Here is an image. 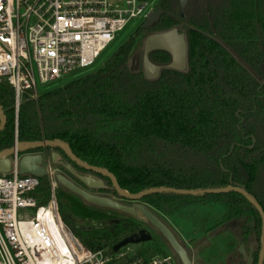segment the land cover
Returning <instances> with one entry per match:
<instances>
[{
  "label": "trees",
  "instance_id": "1",
  "mask_svg": "<svg viewBox=\"0 0 264 264\" xmlns=\"http://www.w3.org/2000/svg\"><path fill=\"white\" fill-rule=\"evenodd\" d=\"M158 8L163 14L150 30L181 28L187 43L185 70L166 67L170 56L164 51L150 54L162 66L157 78L147 79L142 70L133 69L130 57L144 31L140 25L97 71L37 99L24 98L16 132L14 92L0 82V107L6 116L0 151L13 147L15 140H60L83 162L111 172L129 193L233 185L243 187L264 210V0H189L186 19L179 16L178 0H162ZM46 151L50 160V151L57 152L59 160L84 170L61 149ZM34 196L39 203L48 200L46 176L39 177ZM142 201L165 215L190 205H223L214 228L235 227L238 244L251 250V264H257L262 221L241 194L167 192ZM105 211L120 217L104 223ZM59 213L91 250L107 247L112 253L114 244L145 230L140 216L85 201L64 208L59 204ZM89 220L95 222L92 227L80 226ZM239 258V264L246 263Z\"/></svg>",
  "mask_w": 264,
  "mask_h": 264
},
{
  "label": "built area",
  "instance_id": "2",
  "mask_svg": "<svg viewBox=\"0 0 264 264\" xmlns=\"http://www.w3.org/2000/svg\"><path fill=\"white\" fill-rule=\"evenodd\" d=\"M155 0H0V82L14 92V124L24 98L37 86L91 69L125 28L155 10ZM143 20V21H144ZM9 155L0 174V264H175L171 253L139 254L129 245L117 252L91 250L63 223L56 196V171L41 154L49 198L34 194L39 177L19 173L22 153Z\"/></svg>",
  "mask_w": 264,
  "mask_h": 264
},
{
  "label": "water",
  "instance_id": "3",
  "mask_svg": "<svg viewBox=\"0 0 264 264\" xmlns=\"http://www.w3.org/2000/svg\"><path fill=\"white\" fill-rule=\"evenodd\" d=\"M189 0H178L179 2V15L181 18L186 19L185 8ZM163 14V10L157 8L150 11L145 20L142 22L141 27L143 30H149L156 21ZM154 51H164L169 54L170 62L166 67L183 71L186 69V54H187V43L184 32L181 31V28L175 27L170 30L163 32L151 33L146 36L143 43V57H142V68L143 73L147 79H155L158 77L162 66L155 64L150 59V54ZM6 125V116L4 115L0 107V131ZM47 148H59L65 152V154L72 160L74 163L82 167L86 171H91L95 173L102 174L108 177L111 181L112 188L118 193V195L128 201L134 202L133 205L122 204L118 201H115L108 197L98 196L91 194L86 190L75 185L72 181L68 180L65 176L61 174L56 175V180L58 184L66 188L67 190L73 192L82 198L85 202L111 210H116L131 216L140 215L141 218L147 220L149 224L154 227L166 240L172 252L179 258L182 264H190L186 250L176 239L172 230L164 224L145 204L138 203L142 201L143 197L147 195H153L157 193H175L180 195H191V196H202L205 194H220L227 193L230 191L237 192L244 196L250 204H252L258 211L261 221V246L259 250L257 264H264V210L258 204L256 199L250 195L243 187L239 186H227L224 188H213L205 190H185V189H174L168 187L154 188L151 190L141 191L139 193H129L122 189L116 177L106 169H102L96 166L88 165L79 158H77L72 151L70 150L67 143L54 140V141H41V142H18L16 149L21 153H24L19 160V173L20 174H31L34 176H43L44 168L42 167V155L41 154H30L27 153L30 150L36 149H47ZM14 151V147L0 151V174H8L11 169V160L9 155ZM59 154L57 152H52L51 161L53 164L57 163ZM70 168V166H68ZM80 180L90 188H102L104 187L102 181L95 180L89 176L80 177ZM152 235L146 230H140L137 233H133L116 244L112 246V251L117 252L122 247H125L130 244H140L143 242L150 241ZM238 253L245 259V264H251L252 262V253L251 250L249 253H246L244 245H240L238 248Z\"/></svg>",
  "mask_w": 264,
  "mask_h": 264
},
{
  "label": "rangeland",
  "instance_id": "4",
  "mask_svg": "<svg viewBox=\"0 0 264 264\" xmlns=\"http://www.w3.org/2000/svg\"><path fill=\"white\" fill-rule=\"evenodd\" d=\"M162 0H155V9L158 8ZM180 16V15H179ZM181 18V17H180ZM144 19L135 20L125 30H123L117 38L107 47V49L101 54L96 64L86 72H83L76 76H69L63 80L57 82H51L44 85L37 86L40 94H44L50 90L56 89L65 85L66 83L75 80L85 74L92 73L101 68L108 58L122 45L129 37H131L136 29L142 24ZM187 27V26H185ZM151 30H144L138 37L136 45L130 57V66L133 69L142 68L143 57V43ZM39 152L45 155V149L30 150L27 153ZM24 154V153H22ZM43 166H47L44 161ZM52 168L55 171L59 168L57 165L52 164ZM92 191H94L92 189ZM56 196L58 205L66 207L69 204L79 203L72 195L60 184H57ZM116 199H120V202L130 204L132 201H128L122 197L112 193ZM138 203L148 205L144 201ZM150 208V207H149ZM152 212L167 226H169L176 234V238L192 253V259L195 264H239L240 258L238 253L239 244L237 242L238 231L233 226H219L214 228L217 220L225 211V207L221 204L207 203L204 205H190L186 208L173 212L171 215L162 214L152 208ZM97 210V209H96ZM97 212H100L97 210ZM103 214L104 223H112L120 217L119 214L105 211ZM144 221V226L148 228L147 232L152 235V239L140 244H130L129 246L137 252H143L144 255H153L157 253H171L172 250L168 248L167 244L161 238L158 231L152 227L147 220ZM93 220L79 222L82 227H92L94 225ZM246 253L249 251L245 248Z\"/></svg>",
  "mask_w": 264,
  "mask_h": 264
},
{
  "label": "flooded vegetation",
  "instance_id": "5",
  "mask_svg": "<svg viewBox=\"0 0 264 264\" xmlns=\"http://www.w3.org/2000/svg\"><path fill=\"white\" fill-rule=\"evenodd\" d=\"M50 153L52 154V151H50ZM57 162H59L60 167L56 170V174H61L63 176H65L68 180L72 181L75 185L79 186L80 188L86 190L87 192L91 193V194H95L98 196H103V197H108L111 198L115 201L120 202V199H116L114 196H112V191L110 186L107 184V181L105 179L106 176L99 174V173H95V172H91V171H84V170H80L76 167H74L71 163L69 162H64L59 160V157L57 159ZM68 166H70V168H68ZM83 176H89L92 177L95 180H100L102 181L104 187L102 188H90L87 187L81 180L80 177ZM66 189V188H65ZM92 189L94 191H92ZM67 190V189H66ZM70 195H72V197L77 200L78 202L84 201L82 198H80L78 195L74 194L73 192L67 190ZM122 203V202H120ZM134 202H131L130 204L127 203H122V204H126V205H133ZM148 206V205H147ZM149 207V206H148ZM140 216V215H137ZM141 218V216H140ZM149 223V222H148ZM164 223V222H163ZM165 224V223H164ZM169 227V226H168ZM170 228V227H169ZM146 231L148 230L147 227L144 228ZM171 229V228H170ZM172 230V229H171ZM173 232V230H172ZM159 233V232H158ZM174 233V232H173ZM160 234V233H159ZM175 237L176 234L174 233ZM161 238L164 240V242L167 244L168 248L169 245L166 242V240L162 237V235L160 234ZM153 238V237H152ZM177 239V238H176ZM178 240V239H177ZM178 242L182 245V247L186 250L190 264H195L194 260L192 259V253L187 249V247H185V245H183L179 240ZM174 256V261L175 264H182L181 261L179 260V258L173 253Z\"/></svg>",
  "mask_w": 264,
  "mask_h": 264
}]
</instances>
